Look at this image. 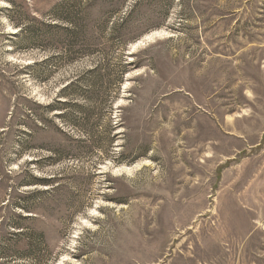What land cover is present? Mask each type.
I'll use <instances>...</instances> for the list:
<instances>
[{"label": "rangeland", "instance_id": "rangeland-1", "mask_svg": "<svg viewBox=\"0 0 264 264\" xmlns=\"http://www.w3.org/2000/svg\"><path fill=\"white\" fill-rule=\"evenodd\" d=\"M0 264H264V0H0Z\"/></svg>", "mask_w": 264, "mask_h": 264}, {"label": "trees", "instance_id": "trees-1", "mask_svg": "<svg viewBox=\"0 0 264 264\" xmlns=\"http://www.w3.org/2000/svg\"><path fill=\"white\" fill-rule=\"evenodd\" d=\"M120 66V76H119V83H123L125 76L132 70V68L136 69L138 66L129 64L125 59V55L121 57V61L119 63ZM98 72V69L92 71V74Z\"/></svg>", "mask_w": 264, "mask_h": 264}, {"label": "bare ground", "instance_id": "bare-ground-1", "mask_svg": "<svg viewBox=\"0 0 264 264\" xmlns=\"http://www.w3.org/2000/svg\"><path fill=\"white\" fill-rule=\"evenodd\" d=\"M151 38H153V37H150V38H148V39H151Z\"/></svg>", "mask_w": 264, "mask_h": 264}]
</instances>
